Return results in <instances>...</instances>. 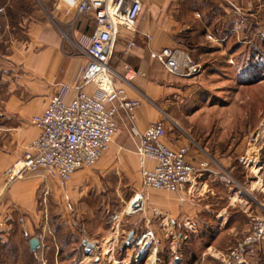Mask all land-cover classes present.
Wrapping results in <instances>:
<instances>
[{
  "label": "crops",
  "instance_id": "1",
  "mask_svg": "<svg viewBox=\"0 0 264 264\" xmlns=\"http://www.w3.org/2000/svg\"><path fill=\"white\" fill-rule=\"evenodd\" d=\"M199 1L141 0L142 13L135 33L131 36L122 34L116 40L110 54L109 68L117 76L124 74L125 66L144 75L136 76L127 83L118 81V86L126 91L129 98L140 99L141 106L133 120L124 112L118 113L119 134L102 157L112 155L115 159H123L131 156L133 159L130 166L117 163H106L104 166V173L116 169L128 175L134 182V191L140 190L143 213L148 210L143 225L137 226L129 234L137 236L146 229L154 233L176 230L181 241L188 237H195L201 242L210 240L208 247L214 248L213 244L222 236L243 237L250 229L252 218L264 213V126L260 125L242 137L231 136L223 150L218 148V142L212 136L201 139L181 133L175 140L167 135L164 143L168 147L189 148L187 162L195 169L190 183L177 194L145 190L136 155L142 132L150 123L160 121L162 111L156 104L163 98V111L167 107L165 97L174 90L169 80L171 77L180 78L167 74L158 62L149 59L148 51L181 47L182 33L193 39L196 26L190 27V24L196 23V5ZM62 9L67 16L57 12L58 23L70 28V46L64 47L62 40L53 32L32 39L39 49L35 54L16 56L18 75L9 87L10 96L3 104L6 121H14L17 126L8 134L10 144L6 141L0 147V221L7 216L11 218V223L0 229L2 245L15 234L16 222L23 225L25 221L37 217L35 208L45 190L52 197L67 196L79 210L83 205L79 197L88 181L85 170L94 168L77 171L68 182L44 180L38 173H26L8 182L3 175L19 161L37 136L38 131L29 119L40 114L49 98L60 93L63 87H69L66 98L72 97L70 88L87 64L88 59L82 48L87 46L94 30L93 18L91 15L76 16L74 10L72 14L66 7ZM132 39L138 48L126 51V44ZM87 90L90 91L89 88ZM153 166V163L147 165L149 168ZM38 241L40 246L37 252L30 251L28 247V253L34 257L35 253L44 254L47 250ZM90 243L96 249L95 242ZM213 250L217 256L225 252L218 245ZM121 251L127 256L123 259L124 264H129L130 250L122 248ZM255 261L256 264H264V243L251 247L245 255L246 264H254ZM215 263L220 264H212Z\"/></svg>",
  "mask_w": 264,
  "mask_h": 264
},
{
  "label": "rangeland",
  "instance_id": "2",
  "mask_svg": "<svg viewBox=\"0 0 264 264\" xmlns=\"http://www.w3.org/2000/svg\"><path fill=\"white\" fill-rule=\"evenodd\" d=\"M204 3L195 25L190 24L196 26V35L188 45L193 48L191 59L200 72L193 77H171L174 90L165 97L166 109L163 111V98L156 105L162 111L160 121L169 138L176 140L181 133L201 139L212 136L223 150L231 136L242 137L264 126V0ZM62 8L65 6L59 0H0V147L6 141L10 144L8 134L17 126L14 121H6L3 105L18 75L16 56L35 54L39 45L32 39L50 32L62 40L64 47L70 46V28L58 23L57 12H66ZM187 42L184 39L181 47L185 48ZM110 156L85 170L88 181L79 197L83 202L79 210L67 196L41 194V204L35 208L37 217L23 225L16 222L15 234L7 242L9 255L0 258V264H121L127 258L121 251L123 242L129 232L143 225L148 210L126 216L128 203L141 194L140 190L134 191L128 175L116 169L104 173V166H130L133 159ZM176 232L155 233L156 264H187L192 257L193 264H222L220 254L217 256L213 249L218 245L225 251L241 237L222 236L210 248V240L188 237L181 241ZM30 238L39 239L47 249L42 256L35 253L34 258L28 253ZM82 240L96 244L87 256ZM129 262L133 264L131 259Z\"/></svg>",
  "mask_w": 264,
  "mask_h": 264
},
{
  "label": "built area",
  "instance_id": "3",
  "mask_svg": "<svg viewBox=\"0 0 264 264\" xmlns=\"http://www.w3.org/2000/svg\"><path fill=\"white\" fill-rule=\"evenodd\" d=\"M67 10L77 16L91 15L94 30L82 51L87 64L71 86L72 97L66 98L69 87L49 98L44 110L30 118L37 136L30 142L22 157L4 172L8 182L26 173H38L44 180L68 182L79 170L94 167L110 148L119 134L116 116L124 112L133 120L141 106L140 99H131L118 86L136 76H144L128 66L122 76L109 68V58L116 40L122 35L135 33L141 18V0H59ZM132 39L126 51L137 49ZM149 59L158 62L167 74L176 77H193L200 72L191 57L177 48L148 51ZM90 89L88 91L87 89ZM167 136L163 122L150 123L139 137L136 148L142 186L145 190L180 193L194 177L195 169L187 162L188 147L170 148L164 143ZM153 163L152 168L147 167ZM48 194L45 190L44 195ZM134 196L125 210L126 216L143 210L141 195ZM11 223L10 217L0 221V229ZM128 237V236H127ZM127 239V238H126ZM122 248L131 252L133 264L146 262L153 257L156 264L158 239L151 229L134 236ZM264 243V213L252 218L249 231L226 253H221L222 264H246L247 251ZM124 260L121 264H124Z\"/></svg>",
  "mask_w": 264,
  "mask_h": 264
},
{
  "label": "trees",
  "instance_id": "4",
  "mask_svg": "<svg viewBox=\"0 0 264 264\" xmlns=\"http://www.w3.org/2000/svg\"><path fill=\"white\" fill-rule=\"evenodd\" d=\"M207 4H210V3H207ZM204 7H205L204 0H201L200 1V5H198V6L196 5L197 12L198 11L201 12ZM8 14H9V19L11 20L13 18V16L10 15L9 11H8ZM181 37H182L183 40L185 39V41H188L187 42L188 44H186L187 46L185 48L184 47H178L177 49H180V50L186 52L190 57H192V55H193V52H192L193 51V48L191 46H188L189 45V40H191V38H187L184 35H181ZM6 245H7V243H5V245L0 244V252H2V253H0V258H2L3 260L5 259L6 256L9 255V252H10V250L8 249V246L9 245H7V246ZM30 255H33V254L30 253ZM194 262H195V257H192L187 262V264H193Z\"/></svg>",
  "mask_w": 264,
  "mask_h": 264
},
{
  "label": "water",
  "instance_id": "5",
  "mask_svg": "<svg viewBox=\"0 0 264 264\" xmlns=\"http://www.w3.org/2000/svg\"><path fill=\"white\" fill-rule=\"evenodd\" d=\"M132 237H133V233L128 234L126 242H129V240ZM28 245H29L30 251L35 252L39 248L40 243H39L38 239L32 238L29 240ZM82 246L84 247V253L86 255H88L90 253V251L94 248V244H91L85 240L82 241Z\"/></svg>",
  "mask_w": 264,
  "mask_h": 264
},
{
  "label": "bare ground",
  "instance_id": "6",
  "mask_svg": "<svg viewBox=\"0 0 264 264\" xmlns=\"http://www.w3.org/2000/svg\"><path fill=\"white\" fill-rule=\"evenodd\" d=\"M137 198V197H136ZM134 199V198H133ZM153 262H154V259L150 262V264H153Z\"/></svg>",
  "mask_w": 264,
  "mask_h": 264
}]
</instances>
